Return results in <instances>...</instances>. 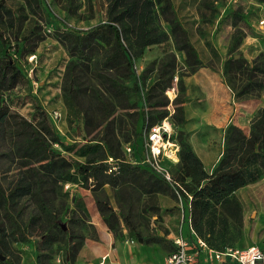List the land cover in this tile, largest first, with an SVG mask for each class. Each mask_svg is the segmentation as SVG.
I'll list each match as a JSON object with an SVG mask.
<instances>
[{
  "label": "rangeland",
  "instance_id": "1",
  "mask_svg": "<svg viewBox=\"0 0 264 264\" xmlns=\"http://www.w3.org/2000/svg\"><path fill=\"white\" fill-rule=\"evenodd\" d=\"M0 3L12 12L8 15L0 9V66L7 63V76L15 75L3 79L0 70V184L8 188L24 173L33 178L37 174L49 213L38 206L35 196L26 197L18 205L22 219L36 215L50 229L60 224L64 231L51 251L41 252L39 262L36 237L13 239L11 250L18 264H79L81 260L88 264L89 256L82 254L85 243L103 246L108 237L131 248H149L161 259L172 248L171 238L187 232L184 205L195 183L179 156L177 161L162 159L171 181L145 164L124 174L93 175L81 172L78 165L98 163L107 155L125 157L126 142L135 144V159H142L147 117L164 109L172 127L171 140L180 149V133L187 139L185 121L180 124L179 119L190 99L186 79L202 66L224 77L232 54L246 61L243 67L264 62V27L259 26L264 2ZM82 36L83 50H78ZM234 75V79H247L246 73L234 68L226 73L228 79ZM252 79H264V74L257 70ZM262 90L255 86L251 92ZM261 98L239 102L253 105ZM247 109L239 112L246 134L251 121ZM42 122L54 130L56 139L42 131ZM34 129L48 142L40 154L24 147V138L35 135ZM224 135L225 131L219 141L221 149ZM232 194L241 205V225L239 231L229 227L225 237L234 238L231 246L257 245L264 251V174ZM101 205L111 226L103 219ZM110 210L114 215L110 216ZM217 213L226 214L220 208ZM0 223L8 227L1 207ZM139 236L162 240L144 243Z\"/></svg>",
  "mask_w": 264,
  "mask_h": 264
},
{
  "label": "trees",
  "instance_id": "2",
  "mask_svg": "<svg viewBox=\"0 0 264 264\" xmlns=\"http://www.w3.org/2000/svg\"><path fill=\"white\" fill-rule=\"evenodd\" d=\"M260 1L264 2V0ZM0 9L8 15L12 13L1 3ZM84 39L85 36H82L78 40V50H83ZM244 62L246 61L243 58L240 56L235 57V54H232L226 61L223 73L227 84L233 91L234 98L238 101L249 100L260 95L264 96V79H252L254 72L257 70H261L264 74V62L257 64L253 61L252 64L246 63V66L243 67ZM7 66H9L7 63L0 66L2 78H15V75L13 77L7 76V73H9ZM233 68L239 70L241 74L246 73L247 79L245 81L234 79L235 75L228 79L226 73ZM69 69L71 72L73 67ZM108 78L114 84L120 85L118 80H115L116 78L110 76ZM255 86L263 87V90L257 93L251 92ZM152 102L156 103L155 100ZM166 115V109L153 111L147 117V121L149 124H153ZM179 119L180 124L183 123L185 121L184 115L180 116ZM40 127L50 138H57L54 130L46 122H42ZM34 130L35 135H28L24 138V147L25 150L40 154L48 147V142L36 129ZM179 140L180 149L178 150V156L180 164L195 183L190 201L192 228L212 248L223 249L226 246H231L234 238H226V232L229 227H232V230L239 231V226L241 225V205L232 192L264 174V106L258 108L251 118L248 134L236 124L231 123L227 126L221 156L211 172L204 168L202 160L192 149L188 140L183 138L182 133H180ZM52 154H55V152L52 151ZM78 167L81 172L93 175L97 172L106 173L108 166L100 160L98 163H91L90 161V163L80 164ZM136 167L137 165L121 161L117 170L112 173L124 174L134 170ZM33 176L34 178L24 173L8 188H4L0 184V207L8 222V227L0 223V254L4 255V259L0 258V264L19 263L17 255L11 250L13 239L28 240L31 237H36L35 249L38 252L37 258L39 262L41 252L51 251L53 244L60 239L59 234L64 233L60 224H57L56 229L52 230L36 215H30L26 221L22 219V211L18 205L20 200L26 197L35 196L38 206L46 213H49L41 180L37 174L33 173ZM218 208L223 209L226 214L217 213ZM105 210L106 207L101 205L100 211L103 219L107 225L111 226L112 223L108 215L104 213ZM108 212L110 216L114 215L113 211L110 210ZM138 238L139 241L144 243L162 240L160 236L147 238L139 236ZM171 246L172 250V241ZM9 254L13 258L9 257Z\"/></svg>",
  "mask_w": 264,
  "mask_h": 264
},
{
  "label": "crops",
  "instance_id": "3",
  "mask_svg": "<svg viewBox=\"0 0 264 264\" xmlns=\"http://www.w3.org/2000/svg\"><path fill=\"white\" fill-rule=\"evenodd\" d=\"M190 78L186 79L190 99L184 103L183 129L187 133V140L192 149L202 160L204 168L211 172L221 156L223 149L219 141L227 126L233 123L244 128L239 112L251 108L247 109L251 119L258 108L264 106V98L253 105L236 101L232 89L222 74L209 67H199ZM193 98H198L202 102L194 101ZM99 228L104 235L103 226L100 225ZM107 252L110 253L107 264H161L164 259L163 256L157 260L149 248L142 246L131 248L109 237L103 246L87 241L82 254L89 256L88 264H99L102 255ZM79 264H82V260Z\"/></svg>",
  "mask_w": 264,
  "mask_h": 264
},
{
  "label": "built area",
  "instance_id": "4",
  "mask_svg": "<svg viewBox=\"0 0 264 264\" xmlns=\"http://www.w3.org/2000/svg\"><path fill=\"white\" fill-rule=\"evenodd\" d=\"M259 25L264 27V18L259 20ZM171 134L172 127L168 116L153 124L147 121L142 131L141 145L144 148L142 159H135V144L126 142L123 145L125 157L107 155L101 161L107 164L108 172L116 171L121 161L134 165L145 164L171 181V175L162 163L164 157L178 160L179 146L177 142L171 140ZM190 201L191 195L188 194V200L184 205L187 232H180L171 238L173 249L164 255L161 264H264V251L257 245H248L243 248L226 246L223 249L210 247L192 228ZM109 255V252L102 255L99 264H107Z\"/></svg>",
  "mask_w": 264,
  "mask_h": 264
},
{
  "label": "water",
  "instance_id": "5",
  "mask_svg": "<svg viewBox=\"0 0 264 264\" xmlns=\"http://www.w3.org/2000/svg\"><path fill=\"white\" fill-rule=\"evenodd\" d=\"M235 57H238V54H235ZM0 258L4 259V255L0 254Z\"/></svg>",
  "mask_w": 264,
  "mask_h": 264
}]
</instances>
